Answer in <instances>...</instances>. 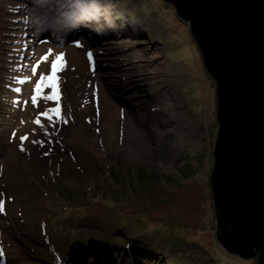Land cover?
Returning a JSON list of instances; mask_svg holds the SVG:
<instances>
[{
  "label": "rangeland",
  "instance_id": "374dc122",
  "mask_svg": "<svg viewBox=\"0 0 264 264\" xmlns=\"http://www.w3.org/2000/svg\"><path fill=\"white\" fill-rule=\"evenodd\" d=\"M52 2L0 0L5 264H258V255L228 253L215 237V86L190 22L166 0H102L114 31L102 17L105 34L86 27L58 40L30 22ZM60 53V100L46 98L45 82L37 106L35 85ZM104 99L117 112L99 110ZM56 107L59 116L49 112ZM127 129L143 156L115 147Z\"/></svg>",
  "mask_w": 264,
  "mask_h": 264
},
{
  "label": "water",
  "instance_id": "95a60500",
  "mask_svg": "<svg viewBox=\"0 0 264 264\" xmlns=\"http://www.w3.org/2000/svg\"><path fill=\"white\" fill-rule=\"evenodd\" d=\"M214 82L217 131L209 174L215 237L264 264V0H166Z\"/></svg>",
  "mask_w": 264,
  "mask_h": 264
},
{
  "label": "clouds",
  "instance_id": "9594fccd",
  "mask_svg": "<svg viewBox=\"0 0 264 264\" xmlns=\"http://www.w3.org/2000/svg\"><path fill=\"white\" fill-rule=\"evenodd\" d=\"M60 8L67 10L61 12L54 22L49 23L50 11ZM111 14L112 5L104 4L102 0H53L49 10L32 15L30 22L36 31L50 33L53 38L58 40H66L71 33L81 27L91 28L98 35L105 34V31L99 26L102 17L108 23V27L114 31ZM93 22L96 26H93Z\"/></svg>",
  "mask_w": 264,
  "mask_h": 264
},
{
  "label": "snow or ice",
  "instance_id": "6c2138e0",
  "mask_svg": "<svg viewBox=\"0 0 264 264\" xmlns=\"http://www.w3.org/2000/svg\"><path fill=\"white\" fill-rule=\"evenodd\" d=\"M52 50L49 49V54H51ZM88 58L89 60H92V53L89 52L88 53ZM44 61L48 60V55H45L42 58ZM63 53L57 54L55 56V59L52 61L51 63V73L47 76L45 75H41L38 82L35 85V95L32 96L31 100L32 103L37 104L38 106V98H40L42 96V88L45 85V82H47V88L51 89L52 92L50 95H47L46 98L50 101H56L58 102L60 100V92L58 90V78H57V71H58V67L62 66V62H63ZM36 72V67L33 68V73ZM17 92L20 91V89H16ZM54 111L58 116L61 115V108L60 107H56L55 109H50L49 112ZM41 116L46 117L47 119L51 120L52 117L49 116L48 112H43L41 113ZM66 122V121H65ZM36 124H40L41 120L37 119L35 121ZM27 137H21V140H26ZM36 142V141H33ZM42 143V142H40ZM21 150H23V148L21 147ZM4 211V203L0 202V212ZM0 255H2V250H0Z\"/></svg>",
  "mask_w": 264,
  "mask_h": 264
},
{
  "label": "bare ground",
  "instance_id": "6f19581e",
  "mask_svg": "<svg viewBox=\"0 0 264 264\" xmlns=\"http://www.w3.org/2000/svg\"><path fill=\"white\" fill-rule=\"evenodd\" d=\"M5 10V9H4ZM58 12L61 14V11L59 10H55V14L58 15ZM86 27H81L82 30H85ZM79 50H77L78 52H81V49H83V45H78ZM77 48V49H78ZM104 108L105 112L108 113H115V111L117 112V108L107 99L101 100V102L99 103V110ZM132 130L127 129V131H124V134L122 135V141H120V137L117 138V141L115 143V147H117V143H120L121 145H118L122 148V151L125 152L126 154H128L129 157H140L143 156V154H145V151L141 149V147L143 146V142L137 137L136 133L131 135ZM134 133V131H132ZM93 142V141H92ZM111 144V146L114 145V142L112 143H107V145ZM117 144V145H116ZM130 144H132V149L130 150V148L128 147ZM130 150V151H128Z\"/></svg>",
  "mask_w": 264,
  "mask_h": 264
},
{
  "label": "trees",
  "instance_id": "16d2710c",
  "mask_svg": "<svg viewBox=\"0 0 264 264\" xmlns=\"http://www.w3.org/2000/svg\"><path fill=\"white\" fill-rule=\"evenodd\" d=\"M117 11V10H116ZM119 12V11H118Z\"/></svg>",
  "mask_w": 264,
  "mask_h": 264
}]
</instances>
